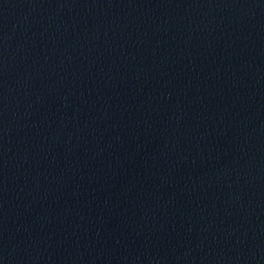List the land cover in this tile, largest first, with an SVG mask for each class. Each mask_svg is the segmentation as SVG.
Wrapping results in <instances>:
<instances>
[{"label":"water","instance_id":"1","mask_svg":"<svg viewBox=\"0 0 264 264\" xmlns=\"http://www.w3.org/2000/svg\"><path fill=\"white\" fill-rule=\"evenodd\" d=\"M0 264H264V0H0Z\"/></svg>","mask_w":264,"mask_h":264}]
</instances>
